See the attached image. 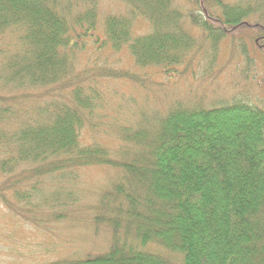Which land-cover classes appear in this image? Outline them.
Returning a JSON list of instances; mask_svg holds the SVG:
<instances>
[{"label":"trees","instance_id":"16d2710c","mask_svg":"<svg viewBox=\"0 0 264 264\" xmlns=\"http://www.w3.org/2000/svg\"><path fill=\"white\" fill-rule=\"evenodd\" d=\"M116 1L129 14L104 16L100 30L97 0H0V36L10 39L0 45L1 203L36 225L80 220L83 210L94 234L107 237L102 252L50 264H171L156 246L180 253L183 264H264V109L177 102L131 127L95 116L104 104L96 89L134 73L76 61L90 42L103 55L126 46L135 68L166 73L196 47L194 28L215 49L257 9L187 0L186 13L174 0ZM138 17L148 33L131 30ZM83 130L95 140H82ZM101 167L116 178L87 198L80 171Z\"/></svg>","mask_w":264,"mask_h":264},{"label":"rangeland","instance_id":"374dc122","mask_svg":"<svg viewBox=\"0 0 264 264\" xmlns=\"http://www.w3.org/2000/svg\"><path fill=\"white\" fill-rule=\"evenodd\" d=\"M223 1L231 6L255 7L256 13L246 19L249 25L229 32L219 40L215 49L206 42L202 30L194 28L192 33L196 38V47L185 54L182 65L166 73L157 66L135 68L126 46L115 53L108 47L103 55L100 54L103 51L94 52L90 42L76 58L81 67H88L87 70L122 68L131 75L134 73L135 77L134 80L110 78L99 82L96 90L103 96L104 104L97 103L95 116L115 117L131 127H137L150 124L154 115L164 114L177 102L188 107L208 109L240 101L264 109V49L255 45V39L261 38L264 32H258L253 26L264 27V0ZM174 2L186 13L192 4L187 0ZM129 9V5L116 0H97L100 30L104 16H126ZM213 12L214 15L220 14V9L215 7ZM131 30L139 35L151 29L146 20L138 17L134 19ZM5 35L0 36V45L10 42ZM260 44L264 45V39ZM244 45L246 48L243 50ZM100 123L101 129L109 128L105 119ZM81 138L91 142L93 137L83 130ZM80 174V191L87 198H93L101 189L109 187L116 178L115 171L104 167L87 168ZM50 220L47 225L22 221L0 201V264H50L65 259L86 258L89 253L105 250L107 237L102 232L94 234L83 210L80 220L76 217ZM150 250L161 256L163 253L171 264H183L180 253L159 246Z\"/></svg>","mask_w":264,"mask_h":264}]
</instances>
